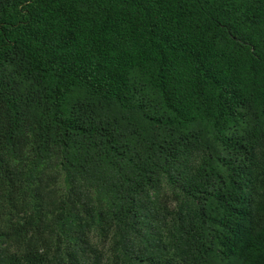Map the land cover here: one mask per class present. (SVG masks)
<instances>
[{
    "label": "trees",
    "instance_id": "obj_1",
    "mask_svg": "<svg viewBox=\"0 0 264 264\" xmlns=\"http://www.w3.org/2000/svg\"><path fill=\"white\" fill-rule=\"evenodd\" d=\"M0 264H264V0H0Z\"/></svg>",
    "mask_w": 264,
    "mask_h": 264
}]
</instances>
